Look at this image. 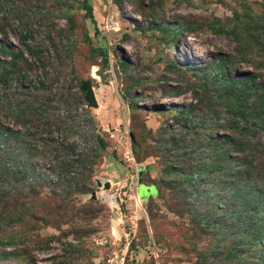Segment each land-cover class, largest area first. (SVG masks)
Here are the masks:
<instances>
[{"label":"rangeland","instance_id":"374dc122","mask_svg":"<svg viewBox=\"0 0 264 264\" xmlns=\"http://www.w3.org/2000/svg\"><path fill=\"white\" fill-rule=\"evenodd\" d=\"M85 2L0 0V169L17 174L0 177V264H259L231 226L264 208L227 212L224 161L191 172L202 195L166 182L172 147L235 134L209 128L217 84L264 85V0Z\"/></svg>","mask_w":264,"mask_h":264},{"label":"trees","instance_id":"16d2710c","mask_svg":"<svg viewBox=\"0 0 264 264\" xmlns=\"http://www.w3.org/2000/svg\"><path fill=\"white\" fill-rule=\"evenodd\" d=\"M85 1L84 7L91 15L92 8ZM33 49L29 48V51L34 55L36 50ZM1 50H4V48ZM238 51L240 52V50ZM5 73L7 75L8 72ZM217 86L223 91L220 92L221 94L216 95L217 98L223 101L221 104L223 111H218L216 113L218 115L209 118L211 120L209 128L211 127V130L214 127H222L221 129L225 130L231 129L235 131V134L225 133L222 135L217 132L214 137L210 136L207 140L203 136H199L197 139L201 142L203 140L205 143L195 146L196 149L192 150L186 146L172 147L171 151L174 152L171 157H174L175 163H171L176 164L182 159L185 162L184 164L189 166V169L176 170L173 164H169L167 171L175 172L177 176L174 181L166 183L174 193L182 194L183 198L191 196L195 191L197 196L202 195L206 190H202L200 184L198 186L196 175L191 172L196 170L199 176L208 177L212 173L218 172L219 166L224 161L227 165L224 168L223 179L227 184V188L232 190L231 196L233 197L226 204L229 206L227 212L230 214L235 213L237 216L240 213L252 216V214L259 211L262 212L264 208V141L261 138L264 136V85L217 84ZM257 90L260 92L259 94H257ZM194 108H199V105L196 103L195 106L188 107L180 114V120L190 128H193L190 117L195 113ZM201 115L208 118L203 114ZM217 121L221 122L218 123ZM198 127L207 129L203 126V123L196 124L195 128ZM70 148L73 150V145H70ZM199 148L204 149L205 156L196 151ZM61 149L65 151L64 148ZM61 149L54 148L53 157H62L67 160V155ZM188 158L196 159L198 163H192V160L190 162ZM68 165L70 163H60L61 168ZM197 165L199 168H197ZM91 167L93 166L91 165ZM13 172L15 171L5 167V169H0V177L10 175L15 178L17 174L11 175ZM187 172H190V174H186ZM63 174L65 173H61V175ZM91 177L92 174L89 173L85 183L90 182ZM82 192H88L85 186ZM247 221H249L248 225L246 224ZM254 223H256V220H252V218L248 220L247 217H243L241 223L238 222L231 227L244 229L241 239L246 240L238 242L237 247L247 246L246 251L252 253V257H257L256 261L259 264H264V251L257 254L256 251L251 250L260 242L264 243V220L260 219L255 227L252 226ZM233 254L232 249H229L228 255Z\"/></svg>","mask_w":264,"mask_h":264},{"label":"water","instance_id":"95a60500","mask_svg":"<svg viewBox=\"0 0 264 264\" xmlns=\"http://www.w3.org/2000/svg\"><path fill=\"white\" fill-rule=\"evenodd\" d=\"M100 72H98V74L102 75V72L101 73ZM81 88L83 90H85V95L84 96H85V99L88 102V104L90 106H96V99H95V95H94V93L92 91V86H90V84H88V83H84V84H82ZM97 184L99 186L102 185L101 182H97ZM103 185H104V188H109L110 187V183L108 181H105L103 183Z\"/></svg>","mask_w":264,"mask_h":264},{"label":"built area","instance_id":"2783aa9c","mask_svg":"<svg viewBox=\"0 0 264 264\" xmlns=\"http://www.w3.org/2000/svg\"><path fill=\"white\" fill-rule=\"evenodd\" d=\"M124 259V258H123Z\"/></svg>","mask_w":264,"mask_h":264}]
</instances>
